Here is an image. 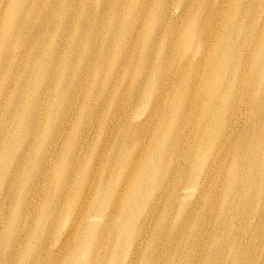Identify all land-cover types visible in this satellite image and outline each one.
<instances>
[{"label": "bare ground", "instance_id": "obj_1", "mask_svg": "<svg viewBox=\"0 0 264 264\" xmlns=\"http://www.w3.org/2000/svg\"><path fill=\"white\" fill-rule=\"evenodd\" d=\"M214 2L177 0L176 13H169L172 0L4 2L9 20L0 39V75L11 58L26 53H13L17 37H44L50 45L40 48L51 59L64 56L65 67L52 91L64 100L57 118L43 119L48 102L41 95L29 116L10 111L3 120L0 217L5 220L6 198L17 206L0 225V264H49L54 256L40 234L55 221L62 198L27 222L25 207L35 192L17 187L16 170L31 162L44 180L49 165L62 167L60 192L76 186L63 243L95 241L109 232L116 235L117 264H264L262 252L247 261L264 244V0H220L217 8ZM60 42H66L64 51ZM98 47L100 57L92 62ZM36 54L41 57L39 49ZM6 91L1 105L9 96L20 100ZM144 101L151 109L134 124ZM87 114L92 122L85 126ZM35 133L42 151L32 142L26 157L4 155V147H18L14 136L26 141ZM136 134L143 137L129 144ZM92 135L99 140L98 158L86 165L83 149ZM72 137L78 143L73 149ZM9 167L12 175L5 173ZM31 239L33 249L18 257L14 250H26Z\"/></svg>", "mask_w": 264, "mask_h": 264}, {"label": "rangeland", "instance_id": "obj_2", "mask_svg": "<svg viewBox=\"0 0 264 264\" xmlns=\"http://www.w3.org/2000/svg\"><path fill=\"white\" fill-rule=\"evenodd\" d=\"M7 0H0V39L3 31L6 28V24L9 20L8 18V9L4 7V2ZM225 1V0H224ZM225 3V2H224ZM38 5L43 6L41 3H38ZM216 8L221 5L220 0H215L213 3ZM180 5L177 3V0H172V5L170 6L169 13H176L180 9ZM43 13V12H42ZM38 16V15H37ZM37 18V17H36ZM35 18V19H36ZM34 19V20H35ZM52 22L46 21L45 28L50 30V24ZM69 33L64 37L68 39ZM67 42V41H66ZM65 43H61L59 46V50L64 51ZM53 43V42H52ZM47 45L48 41L45 40L44 37L35 38V40H32L31 38L25 39L21 37L15 38V40L12 42V45L10 47H14L13 53H16L19 50H25L26 53L16 61L11 58V66L7 69V73L5 75H0V93L5 91L6 89H9V92L11 93V96H17L20 100H16L14 102L11 101V97L9 96V100L5 101L3 105L0 103V132L4 129L3 120L6 118V115L8 112H14L20 113V114H26L27 116L31 113V107L36 106V104H40L41 100L39 96L42 95V99H44L45 106L48 102V109L46 110V114H42L43 119L44 117L51 116L53 114V119L57 118L58 112L64 108V100L63 97L60 95H56L55 93H52L54 88L56 87V82L58 81V77L63 74L64 71V59L62 55H56L54 58L51 59L50 56L45 55L44 51H47V49L40 48V46ZM48 44L47 46H49ZM41 51V57L36 54V50ZM43 51V52H42ZM100 50L99 47L96 50L92 51L90 54V57L92 59V62L95 60H98L100 57ZM65 55V54H64ZM76 58V55L74 56ZM9 60V58H8ZM79 60V59H78ZM25 61V63H24ZM16 63V64H15ZM15 64V65H14ZM24 64V65H23ZM26 64L32 65L31 70H27V67L25 68ZM107 65L105 66L106 69ZM48 68V70H47ZM131 70H135V65L131 67ZM47 75L46 78L43 79V77ZM44 91H46L49 95L52 93V97L49 98V95H43ZM39 92V93H38ZM7 94V93H6ZM38 95V98H36V95ZM25 101L24 103L26 105H22L21 103ZM15 104V106H13ZM21 104V107L18 105ZM50 105L52 107H50ZM98 106V104H95ZM129 106H126L125 109H128ZM151 105L147 101H144L141 105L140 109L137 111V113L134 115V124L141 123L145 120L146 115L148 111H150ZM15 115V116H16ZM18 116H20L18 114ZM24 115H21L20 117H27ZM86 118L89 120L91 118L90 114H87ZM42 118H38L39 121L43 120ZM92 122V120H89V123H86L85 126L89 125ZM42 124V123H40ZM12 129H15L17 127V123L15 120L11 123ZM41 126V125H40ZM80 127H78L79 129ZM41 135L35 133L32 137H29L28 140L20 139L18 136H14V144H17V148H10L7 149V146L4 147L3 153L7 154L9 157L10 153L12 155H16L18 152V155L20 157H26L28 155V151L25 150V148H28L31 150L32 142H35L36 145L34 146V149H40L43 150V146L41 145ZM136 136H142L143 134H136L134 135L130 140L129 144L133 143V140ZM47 139V137L43 136V139ZM90 142H87L88 145L83 149V154L86 155L85 159L87 161V164H90L93 162L94 158L97 157V149L99 145V140H97L93 135L91 138H89ZM45 141V140H44ZM69 145L71 146V149L76 147L78 144L75 137L69 138ZM103 142V140L101 139ZM67 144V138L65 139L62 148ZM44 145V144H43ZM90 145V146H89ZM89 146V147H87ZM129 146V145H128ZM96 152V155H95ZM83 155V156H84ZM107 156V153L104 151L102 155V159H105ZM131 156V153L125 154L124 159L129 160ZM4 156L0 155V161L3 160ZM84 167V166H83ZM33 164L32 162L29 164H25L24 168H20L19 170H16V173L19 174L20 180L17 183V187H20L21 190H25L27 192H35V198H28L27 204H26V210L28 209V216L26 217L27 222L31 220L33 216H36L37 213H41L40 210L43 207L51 206V208L55 207L53 201L54 197L60 196L58 198H62V201L59 202V206L57 207V215L55 221L52 223V225L46 227L45 232H42L40 234L41 238V244L42 246H45L46 250L53 252V257L49 260V264H74V262H79L81 264L86 263L89 259H96L97 264H117L115 262L118 253L114 251L113 248V241L115 240L116 235L113 233L107 232V236L101 237L102 233L98 234V239H95V237L91 240H85V241H79L78 239L71 240L70 243H63L64 242V233L65 230L69 227L71 224V203L69 202H75V198H71L74 194L73 190L76 189V186L74 183L67 184L62 192L59 191L60 186V178L63 174L62 167L52 168L51 165H49V176L47 175L46 180L37 178L40 170L38 172H32ZM10 170V171H9ZM9 171L12 175L13 169L6 168L5 173ZM4 175L2 174L0 176V179H4ZM83 182L79 179L77 185L78 189L80 186H82ZM11 187V184L8 185ZM85 190H87V186H85ZM89 190V189H88ZM100 193V192H99ZM101 196L103 194L101 193ZM77 199V198H76ZM193 201H189L191 204ZM16 202H14L11 198H6L4 200V207H5V220L3 217H0V225L7 224L8 220L10 219L11 214L9 211L13 210L16 207ZM17 210V209H16ZM15 211V210H14ZM4 212V211H2ZM24 212V210H23ZM3 216V215H2ZM22 217V216H21ZM18 218V220L21 219ZM12 218V216H11ZM8 219V220H7ZM94 225H98L94 224ZM37 225L35 223L31 222V228H36ZM26 230H29V223L27 224ZM20 236H24L23 234ZM20 238V237H19ZM97 238V236H96ZM22 239V238H20ZM23 240V239H22ZM128 245H120L122 247H126ZM35 246V240L31 239L26 244V250L20 252L18 249L14 250L16 255L19 257L21 254H25L30 252L33 247ZM119 246V247H120ZM114 251V252H113ZM262 252L264 254V244L261 243L256 248L254 256H252L253 253L247 258V261H251L255 256L259 255ZM120 257V256H118ZM166 264H179L176 259H168L166 261ZM186 264H195V262L189 261ZM198 264H204V262L199 261Z\"/></svg>", "mask_w": 264, "mask_h": 264}]
</instances>
